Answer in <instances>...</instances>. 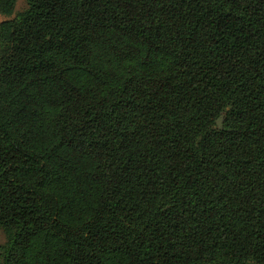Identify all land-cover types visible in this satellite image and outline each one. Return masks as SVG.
<instances>
[{
  "label": "trees",
  "instance_id": "obj_1",
  "mask_svg": "<svg viewBox=\"0 0 264 264\" xmlns=\"http://www.w3.org/2000/svg\"><path fill=\"white\" fill-rule=\"evenodd\" d=\"M25 1L0 264H264V0Z\"/></svg>",
  "mask_w": 264,
  "mask_h": 264
},
{
  "label": "rangeland",
  "instance_id": "obj_2",
  "mask_svg": "<svg viewBox=\"0 0 264 264\" xmlns=\"http://www.w3.org/2000/svg\"><path fill=\"white\" fill-rule=\"evenodd\" d=\"M26 7H27V5H26V1L25 0H16L12 14L10 16H8V17L0 15V22L2 20L6 19V18L15 17L18 13H20L23 10H25ZM6 243H7L6 232L3 230L2 226H0V263L2 261V256H3L4 249H5L6 245H7Z\"/></svg>",
  "mask_w": 264,
  "mask_h": 264
},
{
  "label": "water",
  "instance_id": "obj_3",
  "mask_svg": "<svg viewBox=\"0 0 264 264\" xmlns=\"http://www.w3.org/2000/svg\"><path fill=\"white\" fill-rule=\"evenodd\" d=\"M216 123H217L218 127H220V125H221V119L220 118L217 119Z\"/></svg>",
  "mask_w": 264,
  "mask_h": 264
}]
</instances>
